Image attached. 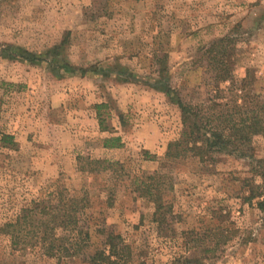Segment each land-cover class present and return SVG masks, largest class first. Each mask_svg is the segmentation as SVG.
Here are the masks:
<instances>
[{
  "label": "rangeland",
  "instance_id": "1",
  "mask_svg": "<svg viewBox=\"0 0 264 264\" xmlns=\"http://www.w3.org/2000/svg\"><path fill=\"white\" fill-rule=\"evenodd\" d=\"M223 39L235 80L249 74L264 97V0H0V138L16 142H0V264H87L111 233L125 264H264L249 160H165L181 132L176 100L208 98L205 51ZM110 136L121 149L103 147ZM252 143L264 158V136ZM85 158L102 163L81 171ZM154 173L172 184V216L159 224L134 187ZM59 188L84 207L77 232L57 231L72 247L49 257L19 219Z\"/></svg>",
  "mask_w": 264,
  "mask_h": 264
},
{
  "label": "trees",
  "instance_id": "2",
  "mask_svg": "<svg viewBox=\"0 0 264 264\" xmlns=\"http://www.w3.org/2000/svg\"><path fill=\"white\" fill-rule=\"evenodd\" d=\"M223 41L224 39L212 44L205 51L209 54L208 66L213 73L208 98L196 104L186 102L180 96L176 100L180 112L181 132L177 140L168 144L165 160L172 163L195 158L206 166H211L215 163L214 155L222 152L248 159L251 173L261 179V183L250 184L247 201L254 202L257 210L264 215V158L259 159L255 156L252 143L254 137L264 136V97L251 90L249 74L235 80L232 63L227 62L224 51L218 50ZM165 67V64L159 63L157 73L163 75ZM95 107L100 110L105 106ZM98 116L100 119V114ZM119 120L122 124L123 117L119 116ZM100 123L102 125L103 121L100 120ZM0 142L8 148L14 149L16 146L11 135H2ZM102 145L108 150L121 149L123 146L119 136L105 138ZM84 160L86 166H82L81 171L86 167L92 169V165L102 163L90 158ZM109 166L111 167L110 164ZM169 179L170 176L154 173L134 180L135 192L152 203L153 220L157 224L169 220L172 216V209L165 195L166 191L172 190ZM55 194V200L41 199L39 202H33L31 208L25 211L27 215L19 219L23 220L26 227L28 225L37 232L40 231L42 247L45 255L49 257L62 256L70 246L72 247L73 244H68L70 243L68 237L58 236L57 231L77 232L84 207V199L73 198L67 189L59 188ZM37 210L42 220L36 226L32 220H36L34 217ZM12 226L14 225H5L6 228ZM122 243L120 236L112 233L107 235L103 248L90 256L87 264H125L127 260L122 258V251L119 253L118 247L123 250ZM173 264L191 262L185 259L181 263L174 261Z\"/></svg>",
  "mask_w": 264,
  "mask_h": 264
},
{
  "label": "crops",
  "instance_id": "3",
  "mask_svg": "<svg viewBox=\"0 0 264 264\" xmlns=\"http://www.w3.org/2000/svg\"><path fill=\"white\" fill-rule=\"evenodd\" d=\"M250 20H251V21H252V20L254 21L255 19H253V17H249L248 20H247V22H249Z\"/></svg>",
  "mask_w": 264,
  "mask_h": 264
}]
</instances>
